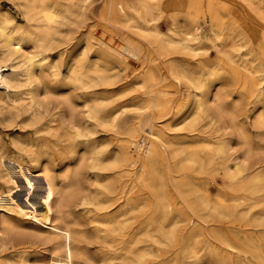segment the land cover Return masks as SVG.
Returning a JSON list of instances; mask_svg holds the SVG:
<instances>
[{
  "label": "bare ground",
  "instance_id": "obj_1",
  "mask_svg": "<svg viewBox=\"0 0 264 264\" xmlns=\"http://www.w3.org/2000/svg\"><path fill=\"white\" fill-rule=\"evenodd\" d=\"M6 1L11 8L0 3V80L7 92L24 88L31 101L8 105L15 110L8 112L9 121L24 112L23 123L29 121L37 135L46 120L52 137L72 144L93 145L100 134L103 140L110 132L121 133L128 156L105 163L101 152L91 170L137 171L158 198L163 238L152 240L147 228L135 223L138 206L74 203L66 194L78 184L81 165L71 159L63 160L58 183L47 169L36 174L35 168L0 159V179L8 186L7 192L0 190V264H81L92 240L102 249L99 264H147L154 258L148 239L164 246L180 243L183 260L196 263L200 251L210 247L208 224L219 242L215 250L251 255L248 264H264V247L256 238L264 233V0ZM201 23L208 32L200 31ZM209 43L224 65L218 72ZM131 61L139 64L140 84H151L128 105L117 98L133 89L121 84ZM172 87L183 92L185 104L174 105L176 93L166 90ZM38 95L52 100L49 109L35 105ZM4 98L0 93V102ZM129 108L136 109L133 119ZM59 119L63 136L55 134ZM202 123L216 126L221 138L194 142L191 134ZM175 128L187 132L176 135ZM178 157L181 167L196 166L195 174L219 171L223 179L213 182L219 187L213 200L189 177L184 197L196 220L177 215L166 231L171 205L155 182L160 167ZM103 188L114 194L109 184ZM180 224L187 226L178 242ZM223 224L227 227L217 226ZM200 237L202 244L196 241ZM228 263L221 256L220 264Z\"/></svg>",
  "mask_w": 264,
  "mask_h": 264
},
{
  "label": "rangeland",
  "instance_id": "obj_2",
  "mask_svg": "<svg viewBox=\"0 0 264 264\" xmlns=\"http://www.w3.org/2000/svg\"><path fill=\"white\" fill-rule=\"evenodd\" d=\"M0 3L2 9L11 8L6 4V0H1ZM12 12L14 13V16L20 20V15L18 13H15L14 10H12ZM162 23V30H165H163V32H167L165 22L162 21ZM200 26V31L202 33L208 32V25L201 23ZM207 49H209L210 57L212 56L210 58L211 64L216 65V68L214 67L215 71L218 72L222 70V68H224V65L219 62V56L217 55L216 50L212 49V44H207ZM138 66L139 64L137 62L131 61L125 72L122 74L121 78L123 81H121V84L129 83V90H131L132 88L133 89L129 91L126 96L117 98V101L119 103H126L128 105H131L129 101L138 96L140 93H143L144 86H149L151 84L150 81H145V84H143L144 86L140 84V80H138L136 76L139 73ZM166 90L174 94L176 93V95L178 94L177 96H172L174 105H180L179 103L185 104L183 101V92H181L180 90L177 91V89L174 87L167 88ZM231 90H234V88L232 87ZM23 91H25L24 88L7 92L3 82L0 80V93H3V95H5L4 102H0V154H2V157H0V159H5L12 164L18 163L21 166H29L32 169L35 168L34 172L36 174H40L44 169H47L48 175L53 181L57 183L60 182L63 174L61 173L64 169L63 160L67 158L71 159V162L73 164L78 163L81 165V172L80 178L78 179V184L70 188L69 193H67L66 196L70 198L72 197L71 200H73L74 203H78L79 201H85L88 203H94L97 201L101 203L104 201L113 200L116 206L123 203H129L138 206L140 208L139 211L135 214V223L144 225L147 228L148 236L154 237V239L152 240H161L163 238V234L160 231V224L158 223L157 219L159 217L158 208L160 207L158 198H155V192L150 189L148 184L143 183L138 179L137 171H134L133 169H127L125 174L123 169L117 168L101 172L91 170L94 161L100 158L99 155L101 152L103 153V155L101 156L102 160L105 163H109L116 157L124 158L125 156H128V151L126 150L127 144L124 140V136L121 133L115 134L110 132L108 134H105L106 138L103 140L101 139L103 135L100 134L98 141L93 145H85L83 143V140H80L78 142L75 141L74 144H72L71 142H64L62 139L52 137L50 134V130H48L46 127V120L43 123L45 125L44 131L35 135V130L33 127H31V123L29 121L23 123V121L27 120L28 118V115L24 114V112H22L21 117L17 118L14 122H10L8 119L9 111L15 113V110L13 108H9V106H14V100L22 99L23 103L25 104L31 102L29 98L30 95L22 94ZM34 102L35 105L40 103L42 109H49L51 105L49 106L48 104L49 102L51 103L52 100L38 95L35 96ZM15 105H17V103ZM181 112L183 113L184 109ZM136 113L137 112L135 108H129L127 110V115L130 119H133L135 116H137L135 115ZM168 118L172 119L171 116H169ZM55 126V134L63 136L65 134L66 128L62 124L60 119L56 122ZM216 128V126L212 127L209 123L200 124V126H197L195 131L191 134V136H193V141L198 142L206 140L217 142L221 138V136L215 134ZM186 132L187 131H181V128H175L172 133L179 135L186 134ZM15 144L19 145L20 148L17 149L15 147ZM71 145L74 147V149L70 152L69 147H71ZM27 149L33 150L35 153H37V156L32 157L30 154L28 155ZM33 160L36 161L32 162ZM181 160V157H178L175 160L169 158V162L166 161V163L162 167H160L161 178L155 182L156 190H158L159 193H164L165 197L171 205L170 208L172 213L168 215L166 219L167 221L163 224L166 227V231L172 230V221L175 220V217H177V215H180L182 219L185 220H196V218L190 214L187 208L189 202L187 203L184 197L186 188L185 184L190 182L189 177L193 178L194 183H197L202 189L208 190V193L213 200L217 198V189L219 188L213 182L215 179H217L218 181L223 179L222 174L219 171H213L209 176L195 174L194 172L197 171V167H191L187 165L181 167L179 165L181 163ZM95 174H97V177L94 176ZM108 184L114 191V194L111 196L108 195V193L103 188V185L105 186ZM99 186L101 187V189ZM7 189L8 186L4 183L3 180L0 179V190L5 193L7 192ZM81 210L82 208H77L76 212H80ZM79 214L81 215L82 213ZM186 226V224H180L177 226L176 230L178 242H181L182 235L184 236L186 234L185 232H183L184 227ZM217 226L227 227L226 224ZM213 228L214 227H212V224H208L205 227L206 235H208L209 233L211 234V237L208 238L210 247L208 250L203 249L200 251L199 256L201 259H199L198 262L195 263L193 260H183L180 251V243H177L176 245L164 246L155 244L152 240L148 239L146 244L147 250L154 253V258L148 257L147 264H169L171 260L175 259L178 260L177 264H220L221 256H226L227 258H229L228 264H248L250 262V259L253 260L251 255L238 254L237 251L235 252L229 250L224 252L222 251L224 249L220 248H217L215 250L214 247H219V242L216 236L214 237V234L211 233ZM260 231L264 232V230ZM257 234L258 235L256 236V238L260 240L259 243L264 247V233ZM203 239V237H200L196 241L197 243L202 244V242L205 241ZM85 246L87 249L86 251H88L86 252L88 260L82 259L81 264H99L102 259L101 246L96 241L94 243V240L90 241ZM39 248L41 250H37L43 253V248ZM3 261L4 260H2V262Z\"/></svg>",
  "mask_w": 264,
  "mask_h": 264
}]
</instances>
